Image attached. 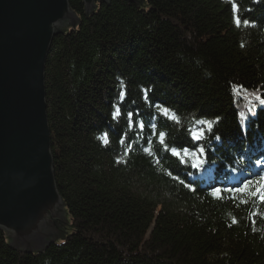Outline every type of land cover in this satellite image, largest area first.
Segmentation results:
<instances>
[{
    "label": "trees",
    "instance_id": "1",
    "mask_svg": "<svg viewBox=\"0 0 264 264\" xmlns=\"http://www.w3.org/2000/svg\"><path fill=\"white\" fill-rule=\"evenodd\" d=\"M70 5L80 21L53 41L46 64L67 227L35 252L0 228V264H264V166L253 170L264 161V0ZM237 15L254 23L237 26ZM199 128L206 153L189 169L169 153ZM246 180L244 192L226 191Z\"/></svg>",
    "mask_w": 264,
    "mask_h": 264
},
{
    "label": "water",
    "instance_id": "2",
    "mask_svg": "<svg viewBox=\"0 0 264 264\" xmlns=\"http://www.w3.org/2000/svg\"><path fill=\"white\" fill-rule=\"evenodd\" d=\"M83 1L87 13L95 10L97 0ZM79 21L69 0H0V228L23 251L43 250L67 227L46 64L53 41Z\"/></svg>",
    "mask_w": 264,
    "mask_h": 264
},
{
    "label": "snow or ice",
    "instance_id": "3",
    "mask_svg": "<svg viewBox=\"0 0 264 264\" xmlns=\"http://www.w3.org/2000/svg\"><path fill=\"white\" fill-rule=\"evenodd\" d=\"M235 11H238L237 7L235 6ZM236 25L237 26H240L242 23L244 25H249V24H253L254 22L252 21H249V20H243L241 21V19L239 18V16L237 15L236 16ZM261 103H264V100L261 101ZM167 111L168 109L165 108ZM118 112V115H120V112H119V109L117 108L116 110ZM129 118H131V116L133 115L132 113H129ZM166 112L164 111V116L166 117ZM116 116V117H117ZM115 117V118H116ZM155 119V117H154ZM199 123L203 124L206 126L207 130L210 132L213 128V124L211 121H199ZM131 126V125H130ZM149 129L151 131H154L157 127L156 124H150L149 126ZM145 128V125L143 122L140 123L139 125V129L141 131H143ZM107 135V134H105ZM165 136L166 134L164 132H160L159 133V140H158V143L162 146L163 150L168 153L169 152V146L166 145V142H165ZM205 137V129L204 128H199L198 130H192V129H189L188 130V138L189 140L191 141L190 145H184V146H172L171 147V151H170V155L173 156V157H180L181 156V153H183L184 157H185V166L189 169H196L198 167L201 166V157H204L205 156V153H206V148H205V145L200 143L201 140H203ZM216 139H219V137H216ZM146 151H148L146 149ZM191 156L193 157V161L191 163H188L187 162V158ZM264 166V165H262ZM191 174V173H189ZM177 179H179V177L177 176ZM261 180H264V177H261ZM252 181L251 180H246L242 187H235V188H228L226 191L229 192V193H233V192H236V193H241V192H244L245 190H247L250 185H251ZM186 186L191 190V191H195V188L192 187V184L191 182H187ZM225 190L224 189H221L219 187H215L212 192H211V195L213 197H217V198H222L223 196V192ZM261 193H264V187H261L260 190L256 193L257 197L259 198V200L264 203V195H262ZM235 198V197H233ZM235 223V221H234Z\"/></svg>",
    "mask_w": 264,
    "mask_h": 264
},
{
    "label": "bare ground",
    "instance_id": "4",
    "mask_svg": "<svg viewBox=\"0 0 264 264\" xmlns=\"http://www.w3.org/2000/svg\"><path fill=\"white\" fill-rule=\"evenodd\" d=\"M69 2H70V0H69ZM76 14H77V13H76ZM77 15H78V14H77ZM258 144H259V146H260V148H259L260 151L258 150V152H260L261 154L264 153V142H262V143L259 142ZM254 147H255V146H254ZM245 156H247V154H246ZM261 160H264V156H263V157L261 156ZM236 168H237V167H235V170H236ZM253 168H254V169H253L254 172H256L254 166H253ZM235 170H234V171H235ZM234 171H233V172H234ZM234 175L238 177V175H239V171H236V172L234 173Z\"/></svg>",
    "mask_w": 264,
    "mask_h": 264
}]
</instances>
